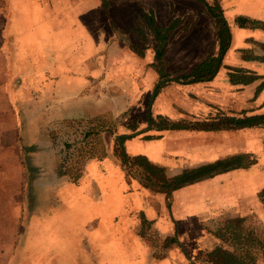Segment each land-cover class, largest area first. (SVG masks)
<instances>
[{
  "label": "crops",
  "instance_id": "0c3cea01",
  "mask_svg": "<svg viewBox=\"0 0 264 264\" xmlns=\"http://www.w3.org/2000/svg\"><path fill=\"white\" fill-rule=\"evenodd\" d=\"M108 1L107 12L101 0H7L5 6L0 5V41L12 47L1 52L5 90L10 97L26 92L5 107H36L37 112L50 108L51 117H56L55 129L63 118H83L77 120L84 130L79 140L88 141L91 148L80 169L62 160L29 164L22 158L21 147L0 148V264H194L199 256L200 264H215L213 259H203L205 253L209 256L217 248L235 251L231 242L216 235L218 231L252 217L264 223V211L258 213L253 207L232 215L204 209L200 220L190 215L180 219L176 210L178 198L200 193L210 199L218 185L232 180L243 192V186L249 187L264 209V185L255 177L249 182L243 178L255 172L261 159L248 169L222 172L183 186L168 200L161 181H151L148 175L153 174L133 161L125 164L121 150L116 152L113 145L115 139L130 160L144 157L161 168L163 179L240 155L220 158L216 136L224 130L240 131L225 129L227 119L264 115V88L258 92L264 82V28L260 26L264 25V0H218L223 12L220 19L231 34L222 56L216 20L196 0ZM117 12L123 13L124 23L129 19L128 24L117 21ZM144 13H153L159 28L180 20L163 44L167 81L161 80L153 65L159 42L152 32L144 56L128 45L142 46L138 27L146 28ZM239 17L259 25L242 27ZM208 58H221L211 79L196 83L183 79ZM112 62L118 69L109 70ZM234 69L262 78L235 83ZM187 89L192 95L183 94ZM188 100L199 110H212L213 119H199L200 128L189 127L182 117V112H189ZM252 104L251 109L263 110L245 112ZM164 105L166 111L158 109L154 118V109ZM133 107H148V129L133 135L114 132L116 120ZM159 117L176 128H159L152 123L153 119L159 125ZM72 124L65 127L73 129ZM211 126L215 130H207ZM250 129L260 128L241 130ZM151 130L155 133L144 135ZM52 145L44 147L50 150ZM43 171L47 178L42 177ZM212 224L216 228L210 229ZM186 231L192 232L189 241L183 239Z\"/></svg>",
  "mask_w": 264,
  "mask_h": 264
},
{
  "label": "rangeland",
  "instance_id": "374dc122",
  "mask_svg": "<svg viewBox=\"0 0 264 264\" xmlns=\"http://www.w3.org/2000/svg\"><path fill=\"white\" fill-rule=\"evenodd\" d=\"M6 1L7 0H0V5L5 6ZM128 5V11H131L133 9L132 5L129 3ZM71 14L76 16L74 12H71ZM116 14L118 15V20H115H117L118 22H121L122 20L123 25H126V23L128 24L129 19H126V23L123 22L124 19L121 17L123 13L120 14L119 12H117ZM1 22L2 20L0 21V23ZM142 25L144 27V23ZM9 44L10 43L8 42L2 43L0 41V62H2V58L4 57L1 52L12 50V47ZM259 50L263 49L260 48ZM112 64L113 62L108 66L109 70L118 69L115 68V64ZM3 71L4 69L0 65V148L4 149L15 145L16 147H21V149L23 150L22 158L29 164L36 163L37 161V163L40 164L44 162L53 164L58 163L56 160H59V162L60 160H62L61 163H72L75 164L74 168L80 169L84 160L91 154L89 142L86 140H79V135L81 134V131H83L84 133V130L81 129L82 127H80V123H78L79 121L77 122V120L82 121L83 118L72 121H66L67 119L63 118V122L57 123L58 125H56L57 128L55 129L52 125V121L53 119H56V117H51L52 112L50 108H44L43 111L37 112L36 107L28 109H21L19 107L16 109L5 107V103H9V101L11 100L15 101L14 99L19 100L23 98L26 92L13 93V97H10V93L5 90L7 77L3 74ZM188 91V89L185 91L182 90L183 94L192 95V93ZM29 93L33 94L35 98L36 96H38L37 92L35 91H29ZM15 94L17 95V97L15 96ZM19 96H21V98ZM150 100L151 96L146 98V102H150ZM165 106L166 105H164L163 107L157 106L158 108L154 109L155 112L153 113V117H157L155 114L158 109L165 112L166 110L163 109ZM252 106L253 104L250 105V108L245 112H250L251 114H253L252 112H256V110H258L257 112H261L263 110V108H261L262 110L251 109ZM186 107L189 112H182V117L187 121L186 123L189 124V127L200 128L199 119H201L202 121L210 119L211 121L214 117L212 114V110H199L198 106L195 103H191V101L189 100L188 106ZM87 111L90 112L91 109H87ZM236 111L237 114H241L239 108H237ZM21 114H23L24 116H22ZM68 123H74L72 124L74 125L73 129H71L72 127L70 125H67L65 127V124ZM132 124H135L138 127L137 132L145 131L148 129V107L140 109H138V107L130 108L123 118L116 120V123L113 124V129H111L116 133L133 135L136 132L132 131V129L129 128ZM77 126H79L80 128H78ZM111 126L112 124H110V127ZM70 133H73L76 137L74 136V139H71L70 136L73 134ZM154 133V130H151L144 133V135H150ZM219 133L221 134H216V137H218L216 138V140L220 143V158L227 157L228 155L233 154L236 155L250 153L252 157L257 159L258 161L261 159L258 167L253 170L255 172L253 174H248L247 178L246 176H244L243 178L248 181V179L255 177L256 179L261 181L260 183L262 185H264V127L260 129L240 130L235 132H228L224 130ZM246 137H248L250 141H247ZM113 141L114 148L116 152L119 153V145L115 139H113ZM45 143L46 145H48L49 143H53V149L47 150V148L44 147ZM53 170H55L54 167ZM45 172L46 171H43L41 172V174L42 177L47 178L48 176L45 174ZM132 172H134V174H136L137 176H141L142 174L140 173V171ZM237 173H241V171ZM148 177L151 178V181L158 183L164 178V173L156 172L155 174L151 175V177L148 175ZM243 187H245V192H243L236 186L235 180H232L228 183L218 185L210 199L203 197L202 195H200V193L195 194L192 197H180L176 200V210L179 213L180 219H182V217H185V215H190L195 220H200V211L203 212L204 209H211L213 212L223 210L226 215L238 214L239 212L243 213L246 212L250 207H253L254 210H256L258 213L263 212L264 209L261 202L256 197H253V194L250 192L251 189L249 187L247 188L246 186ZM181 202H183V205H181ZM254 216H256V214ZM210 222L213 223L214 220L212 219L210 220ZM240 222L241 221L232 223L238 224ZM259 223L260 222L258 219L252 217L251 220L247 219L246 221H244L242 226L245 229L243 233L246 234V239L244 238L246 246L244 248V253H240L239 255L243 256L244 261L248 263L264 264V223ZM214 224H212V227L210 229H213V227L216 228V225ZM210 229L208 230L212 231ZM238 230L241 229L237 228V231ZM191 233L192 232L186 231L183 234V239L185 241H189L191 239ZM248 234H250V236ZM202 258L203 257H201V259ZM203 259L205 261H208L212 258H210V256L205 253ZM197 262H199L200 264V256L196 258L194 264H197Z\"/></svg>",
  "mask_w": 264,
  "mask_h": 264
},
{
  "label": "trees",
  "instance_id": "16d2710c",
  "mask_svg": "<svg viewBox=\"0 0 264 264\" xmlns=\"http://www.w3.org/2000/svg\"><path fill=\"white\" fill-rule=\"evenodd\" d=\"M106 12L109 9V1L108 0H101ZM199 3L205 5L208 9L212 17L216 20V25L218 28V35L220 37V55L222 56L230 44L231 34L230 29L227 26L225 20L220 19L223 15L222 8L218 0H196ZM143 19L145 20L146 28L145 30L142 27H138V36L140 42L142 43L141 47L132 45L130 42L128 45L130 48L140 55L144 56V51L146 50L147 43L150 40L151 33L154 34L156 40L159 42V47L156 51V61L153 64L154 68L158 72L161 80L167 81L170 78V75L166 73V63H165V49H164V41L167 40L171 34V32L180 24V20H175L172 25L168 28H159L156 24V20L154 18L153 13L147 14L144 13ZM238 24L240 26H251L252 28L258 27V22L253 21L246 17H239L237 19ZM113 24V23H112ZM261 27L264 28V25L261 24ZM260 27V28H261ZM113 28L115 32H118L119 35H122V31L119 30L115 24H113ZM127 40V39H126ZM264 62V59H261ZM221 58H208L204 63L200 64L199 66L195 67L189 74L183 76L185 81H190L192 83H196L198 81H203L207 79H211L216 74V69L220 64ZM234 74H232V81L235 83H242V84H249L252 83L262 77L258 76L257 74L240 69H234ZM167 84V83H165ZM164 84V85H165ZM162 85V86H164ZM161 86V87H162ZM264 88V82L260 85L258 92ZM160 89L157 90V94ZM160 124L157 125L155 121L152 119V123L159 128H176L175 124H171L163 117H159ZM228 123L224 125L225 129L231 130H241L245 128H263L264 127V115L263 116H255V117H248L245 119H227ZM180 126V124H177ZM132 131H137L138 127L135 124L130 125L129 127ZM207 130H215L212 126L209 127ZM148 139L150 137H147ZM124 139H122V142ZM119 148L121 150V155L123 158V162L125 164L131 163L133 161L136 165H139L147 170L150 174H154L156 172H162L161 168L151 164L146 158L144 157H136L134 160H130L126 155L123 153L122 144L118 143ZM257 164V160L252 157L251 154H240L233 156L231 158H226L224 160L210 163L205 166L198 167L193 170L184 171L183 174L176 176L172 179H163L161 180V190L166 191L167 198L170 200L171 194L173 191L180 189L183 186L188 184L197 182L199 180L213 177L216 174L232 171L237 169H248L252 166ZM37 180L40 179L35 177ZM264 196V192H263ZM244 221H241L238 224H227L223 230H220L216 233L218 237H220L225 242H231L233 245L232 247L235 249L234 252H230L224 250L222 248H217L215 251L209 254L210 258L213 259L215 264H255V263H248L244 261L243 256L239 255L240 253H244L245 248V239L246 234L243 232L245 231L243 226ZM237 228L241 229L237 231ZM250 236V234H248ZM247 235V236H248ZM245 238V239H244ZM244 241V242H243ZM248 254V253H247Z\"/></svg>",
  "mask_w": 264,
  "mask_h": 264
},
{
  "label": "water",
  "instance_id": "95a60500",
  "mask_svg": "<svg viewBox=\"0 0 264 264\" xmlns=\"http://www.w3.org/2000/svg\"><path fill=\"white\" fill-rule=\"evenodd\" d=\"M154 96V95H153ZM117 139H118V137H117Z\"/></svg>",
  "mask_w": 264,
  "mask_h": 264
}]
</instances>
